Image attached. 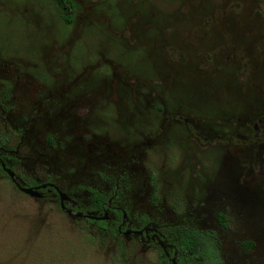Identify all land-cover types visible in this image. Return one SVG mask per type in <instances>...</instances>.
Listing matches in <instances>:
<instances>
[{"label":"rangeland","instance_id":"rangeland-1","mask_svg":"<svg viewBox=\"0 0 264 264\" xmlns=\"http://www.w3.org/2000/svg\"><path fill=\"white\" fill-rule=\"evenodd\" d=\"M73 1L67 24L57 0H0V146L19 151L18 176L53 179L84 212L137 156L113 206L167 234L211 232V259L185 264H234L231 236L258 243L235 264H264V0ZM78 97L101 100L89 104L92 152L50 142L61 121L86 139L63 115ZM112 217L106 228L70 217L0 173V264H170Z\"/></svg>","mask_w":264,"mask_h":264},{"label":"flooded vegetation","instance_id":"flooded-vegetation-1","mask_svg":"<svg viewBox=\"0 0 264 264\" xmlns=\"http://www.w3.org/2000/svg\"><path fill=\"white\" fill-rule=\"evenodd\" d=\"M66 1L70 3V6L68 4V7H69V13L71 14L70 11L71 9L76 8V3L73 0H66ZM57 3H58V0H57ZM58 5L60 6L59 3ZM60 8L63 10L61 6ZM71 23H67V24H71ZM39 87H41L43 90H49L48 88H46L47 87L46 85L39 86ZM83 99L84 98L82 97L74 98L73 101L70 102L69 106H67L68 111L64 113L62 112V113L63 115H67V114L68 116L70 115L74 123L76 121L74 120V118L77 117L78 126L81 128L82 134L84 137H86V139L78 140L77 138L78 136L69 138L64 130L63 122L61 121L60 127H59L60 132L58 131L60 133V136L59 137L56 136L55 139H50L51 143H54L57 140L60 143H62V141H64L63 140L64 138L65 141L67 142L68 141H71V143L74 142V145L80 147V149L85 147L88 149L89 152L95 151L97 149V144H96L97 141L95 142L90 141V136L91 134H94V133H92L90 129H87V127H89L92 124L90 127L94 128L93 121L97 120V119L95 120L91 119V114L93 112L91 109L93 106L89 104L98 103L101 100H98V102L88 101L87 106L83 105V107H80V104H77V103H79V101H84ZM59 101L60 102L66 101L67 103L69 102L68 98L65 99L63 96L60 97ZM55 107L56 108L59 107V102L56 103ZM76 108L77 109L79 108L81 111L85 110L86 111L85 113H87V115L82 116L83 114H81V116H79L77 113L79 110H76ZM87 108H90V109H87ZM70 110L74 111L73 114H71ZM68 112H70V114ZM51 116L52 115H49V113H46L45 116L41 115L39 117L38 115L35 116L34 114L33 119L34 120L38 118L39 119H45V118L49 119L51 118ZM60 116L61 115L59 114L57 117H60ZM164 130L165 128L161 126V131L163 132ZM95 134L97 135L96 139L97 137H103L105 139V143L107 141L109 142V140L111 141V139L109 138V135H107L105 132L103 134H97L95 132ZM150 143H151V140L147 141V144H150ZM142 145L143 143L140 146ZM140 146H137L135 150H137ZM140 149L141 148H139L138 150ZM18 154H19L18 150H11V149L8 150L0 146V173L5 175L7 178H9L15 184L16 188L20 192L22 191L17 186V184L21 188L32 189L35 193L38 194L37 196H31V195H28L22 192L30 197H33L39 200H47V199L56 198L57 200H59L61 210H63L68 216L77 218L79 220H84L90 224H95L99 228H106L115 221L113 220V217H112V212H114L116 216V221H117L116 226H117L118 234L123 235L128 239L136 238V240H139L142 244H145L146 246H154L160 249L170 264H185V261H186L185 256L190 257V259H192L193 261L205 262L206 259H209V258L211 259V253L215 254L216 244L214 242L212 233L209 231L200 232V231H195L193 229H187V228L181 227L179 229L170 230V232L168 231V234H167L166 231L163 230V228L158 227L155 223L150 222L149 220L145 218H142L141 221H137V222L134 220H130L129 214L125 210L121 209L120 207L113 206V203L117 199L119 192H120L121 179H123V177L127 174L128 169L130 168L132 163L136 162L137 156L134 158H131V160H129V162L124 165V168L122 170V175L116 181L117 184H116L113 195L110 198H106L100 192L91 190L90 191L91 204L89 208H86L85 211L82 212L77 209L78 203L75 200H73L70 196H68V194H66L63 190H61V188L55 183L53 179L46 178L43 180L42 178H40L37 180H33L29 183H25L23 181V178L18 176V174L16 173V169L14 167V164L19 163V158L16 157L18 156ZM15 158H17L18 160ZM10 172L14 174V178L10 176ZM59 192H62L64 195H66V200H65L66 210L62 209L61 198H60ZM95 193L101 196V199L99 201H96L94 199ZM199 206H201V201L199 202ZM67 210L70 211L71 213L68 214ZM198 212L200 216L203 215V211L201 207H199ZM218 213H219L218 214L219 222L221 223V225L227 228L226 221L223 216V212H218ZM136 225H138L139 228H137ZM254 230L257 231V228H255ZM110 231L114 233L113 229H110ZM256 233L257 232L253 233V235L256 236ZM184 239H185V242H184ZM190 241L193 242L192 246L188 245L187 243ZM227 242L229 243L228 245H230V248L232 251L231 258L234 264H235V259H236L237 254H243L249 258L255 257V256H252V254L255 252L258 246V243L256 242V240L244 239L239 242L238 239L233 238L231 236V238L228 239Z\"/></svg>","mask_w":264,"mask_h":264},{"label":"trees","instance_id":"trees-1","mask_svg":"<svg viewBox=\"0 0 264 264\" xmlns=\"http://www.w3.org/2000/svg\"><path fill=\"white\" fill-rule=\"evenodd\" d=\"M58 3L60 4V6L63 8V10L65 11V13L67 14L66 15V17H65V22L66 23H71L72 22V19H71V17H70V13H69V7H68V4H69V6H70V3L69 2H67L66 0H58ZM94 199L96 200V201H99L100 199H101V196H99L98 194H94ZM184 242H185V239H184ZM188 243V245H193V242H187Z\"/></svg>","mask_w":264,"mask_h":264},{"label":"water","instance_id":"water-1","mask_svg":"<svg viewBox=\"0 0 264 264\" xmlns=\"http://www.w3.org/2000/svg\"><path fill=\"white\" fill-rule=\"evenodd\" d=\"M10 176L12 178H14V174L10 172ZM17 184V183H16ZM17 186L20 188V190L28 195H31V196H37L38 194L35 193L32 189H25V188H21L18 184ZM60 194V198H61V206H62V209L66 210V206H65V200H66V195H64L62 192H59ZM67 213L70 214L71 212L67 210Z\"/></svg>","mask_w":264,"mask_h":264}]
</instances>
